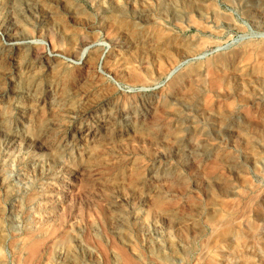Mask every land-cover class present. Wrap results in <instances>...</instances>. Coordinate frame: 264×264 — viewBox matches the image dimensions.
Returning a JSON list of instances; mask_svg holds the SVG:
<instances>
[{
    "label": "rangeland",
    "instance_id": "1",
    "mask_svg": "<svg viewBox=\"0 0 264 264\" xmlns=\"http://www.w3.org/2000/svg\"><path fill=\"white\" fill-rule=\"evenodd\" d=\"M263 57L264 0H0V264H264Z\"/></svg>",
    "mask_w": 264,
    "mask_h": 264
},
{
    "label": "bare ground",
    "instance_id": "2",
    "mask_svg": "<svg viewBox=\"0 0 264 264\" xmlns=\"http://www.w3.org/2000/svg\"><path fill=\"white\" fill-rule=\"evenodd\" d=\"M134 4V3H133ZM184 13V12H183ZM154 14V13H153ZM191 14V13H190ZM205 14H207V13H205ZM204 14V15H205ZM188 15V14H187ZM156 17V16H155ZM204 18L205 19H210L211 18V14L209 13V14H207V15H205L204 16ZM221 32V31H220ZM199 42V41H198ZM264 58V57H263ZM261 59H262V56H261ZM263 64H260V68H262L263 69V67H264V62H262ZM247 65V64H246ZM252 66V65H251ZM244 67V66H243ZM260 68H257V70L258 69H260ZM242 69V68H241ZM261 69V70H262ZM201 70V69H200ZM249 70V69H248ZM202 71V70H201ZM201 71H200V74H201ZM199 72V71H198ZM227 72V71H226ZM198 74V73H197ZM204 74V73H203ZM199 75V74H198ZM197 75V76H198ZM206 75V74H205ZM222 75V74H221ZM195 77L196 79L198 78V77ZM220 77V76H219ZM193 78H194V76H193ZM246 78V77H245ZM199 79H201V78H199ZM229 79V78H228ZM196 81H198V80H196ZM195 81V82H196ZM200 81V80H199ZM198 81V82H199ZM227 81V80H226ZM219 82V81H218ZM215 83V82H214ZM220 83V82H219ZM219 85V84H218ZM204 86V85H203ZM217 87V86H216ZM211 89V88H210ZM173 139H175V138H173ZM217 206V205H216ZM243 216V215H242ZM243 218V217H242ZM247 218V217H246ZM244 219V218H243ZM250 219V218H249ZM193 221V220H192ZM196 221V220H195ZM194 221V222H195ZM238 221H241V220H238ZM246 221V220H245ZM244 221V222H245ZM192 223V222H191ZM242 224V223H241ZM246 224V223H245ZM235 225L231 222V221H229V219H220L219 220V222H218V224H217V227L215 228L216 230H217V234L218 235H221L220 237H222V236H224V235H228L230 232H233V230L235 229ZM240 231V230H239ZM234 233V232H233ZM238 233V232H237ZM234 235V234H233ZM230 236V235H229ZM17 237V236H16ZM214 237H216V235L214 236ZM219 237V238H220ZM223 238V237H222ZM213 240H215V239H213ZM213 240H212V243H213ZM238 241V240H237ZM215 242H216V240H215ZM214 242V243H215ZM72 243V242H71ZM211 243V244H212ZM130 244V243H129ZM220 245V244H219ZM222 245V244H221ZM212 246V245H211ZM216 246V245H215ZM221 249V248H220ZM172 250V249H171ZM58 252V251H57ZM206 252H207V250H206ZM60 253V252H59ZM222 253V252H221ZM176 254V253H175ZM60 255V254H59ZM224 255V254H223ZM71 257V256H70ZM167 257H169V256H167ZM175 257H176V255H175ZM175 257H173V255H171V258L172 259H175ZM61 258V257H60ZM171 260V259H170ZM209 260V259H208ZM211 260V259H210ZM245 260V259H244ZM65 261H67V260H64L63 261V263L65 264ZM72 262V261H71ZM70 262V263H71ZM148 262V261H147ZM151 262V261H150ZM174 262V261H173ZM213 262V261H212ZM54 263V262H53ZM77 263V262H76ZM211 263V262H210ZM209 263V264H210ZM117 264V263H116Z\"/></svg>",
    "mask_w": 264,
    "mask_h": 264
}]
</instances>
